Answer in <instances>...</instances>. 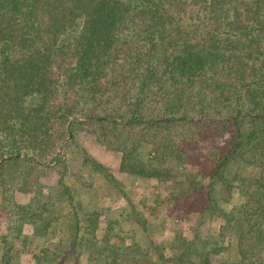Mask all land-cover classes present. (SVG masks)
<instances>
[{
  "label": "trees",
  "instance_id": "trees-1",
  "mask_svg": "<svg viewBox=\"0 0 264 264\" xmlns=\"http://www.w3.org/2000/svg\"><path fill=\"white\" fill-rule=\"evenodd\" d=\"M19 153L0 164V264L46 231L33 264H264V0H0V159ZM116 172L155 184L145 216L89 193L129 200ZM197 204L205 232L135 239Z\"/></svg>",
  "mask_w": 264,
  "mask_h": 264
},
{
  "label": "rangeland",
  "instance_id": "rangeland-1",
  "mask_svg": "<svg viewBox=\"0 0 264 264\" xmlns=\"http://www.w3.org/2000/svg\"><path fill=\"white\" fill-rule=\"evenodd\" d=\"M89 129V132L86 133V131L81 129L80 126L78 131V141L85 148L91 150L93 149V133L91 131V126H89ZM223 141V138L220 137L199 140L194 145L188 146L184 149V156L194 157L198 155L201 158V154L207 152H211L214 156L216 155L219 144H221ZM148 150V148L145 149L144 154H148ZM70 151V153L74 155V162L71 166L72 169L80 170V173H82L83 175L87 174V172L85 171L86 167H83L79 164L81 159L79 149L77 147H72L70 148ZM151 154L152 152L149 153V155ZM109 156V154H103L102 158L104 159V161H109ZM163 160L166 162V164H172L174 162L173 159L168 158L165 155L163 157ZM180 162L184 161L181 160ZM111 167L115 168V164L113 163ZM82 169L84 170L83 172H81ZM96 175L97 174L92 173L86 176L88 177V179L91 180ZM115 175L116 179L120 182V184H123L124 188H126L127 186L133 188V190H131L132 196L129 200L126 197H122L121 192L115 190L116 186H114V189H110L104 184L99 187L92 186L89 188V193L91 192V195L93 197L100 191H104L105 198L103 201V205H109L108 211L110 213V216H123L128 211L133 212V209L145 216V206L148 205L149 202L153 199L151 190L153 189V185L155 184L149 179H143L141 181L136 176L123 174L120 172H116ZM95 180L98 181V184H101L102 182V179ZM234 199H237V197H235ZM89 206L93 205L89 204ZM199 208L200 204H197L195 210L184 212V210L182 209L173 208V205H169L163 211V215L160 219L154 220L150 218L147 219L146 222H143L147 226V228L143 227V223H141L142 226L140 225L139 227L136 226L135 228H133V230L135 231L134 237L136 240L143 239V242L152 240L153 244H161V242L165 241V238H169V236H171L173 230H180L182 232H185L186 230L188 231L190 227H197L201 232H205L211 223L208 221L202 222L201 219L197 217ZM48 235L49 234L46 231L43 234L41 232L40 235H35L33 237V240L28 250L20 255V260L22 264H33L32 254L38 251L39 248H43L45 244L49 242V239H47Z\"/></svg>",
  "mask_w": 264,
  "mask_h": 264
},
{
  "label": "water",
  "instance_id": "water-1",
  "mask_svg": "<svg viewBox=\"0 0 264 264\" xmlns=\"http://www.w3.org/2000/svg\"><path fill=\"white\" fill-rule=\"evenodd\" d=\"M71 135H72V133L70 132V135H69L68 139L71 137ZM16 156H24V154H23V153H19V154L4 155V156L0 159V164H1V162H2L3 160L8 159V158H10V157H16Z\"/></svg>",
  "mask_w": 264,
  "mask_h": 264
}]
</instances>
